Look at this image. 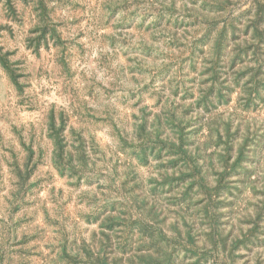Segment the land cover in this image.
Returning a JSON list of instances; mask_svg holds the SVG:
<instances>
[{
    "label": "rangeland",
    "instance_id": "1",
    "mask_svg": "<svg viewBox=\"0 0 264 264\" xmlns=\"http://www.w3.org/2000/svg\"><path fill=\"white\" fill-rule=\"evenodd\" d=\"M256 2L264 6L0 0V264H94L89 252L154 251L165 241L143 231L149 209L162 211L168 234L177 224L198 246L207 242L200 263L264 264V84L250 81L252 61L242 69L224 57L233 42L220 44L224 29L251 31ZM173 114L215 186L208 194L196 185L189 201H178L184 183L163 181L186 159L161 142L170 129L148 136L157 116ZM244 136L248 158L232 169ZM210 231L220 234L216 247Z\"/></svg>",
    "mask_w": 264,
    "mask_h": 264
},
{
    "label": "trees",
    "instance_id": "2",
    "mask_svg": "<svg viewBox=\"0 0 264 264\" xmlns=\"http://www.w3.org/2000/svg\"><path fill=\"white\" fill-rule=\"evenodd\" d=\"M256 5V6H255ZM254 8V10H253ZM246 11V10H245ZM248 16V24L246 25V28H251L250 32H247L245 29V32L242 34H235L233 36H229L226 29L221 31L220 33V44L223 41V51H225V48L233 42V47L231 46L230 51H226V54H224L225 58L228 57V61L230 63H233L235 61V58L238 59L240 62H245L244 66H241L242 69H248L247 62H253V65H256V70H254L253 74L250 76V81H253L254 77L259 75L258 77V83L264 84V50L263 52L259 53L257 41H263L264 43V6H260L258 2L254 4L253 7L247 9V15ZM232 29L235 31V27L233 26ZM232 35V34H230ZM250 51V59L246 60V57L248 56V52ZM223 53V52H222ZM220 55H221V46H220ZM224 58V59H225ZM263 67V68H262ZM182 118H177L176 116H173L171 118H161L160 116H157V126L155 129H152L150 132H148V136L151 137V134H155V138L161 137L162 132L164 131L165 127L169 128V132L164 136L165 140H161L163 143H167L169 146V150L172 151L173 155H180V157H186L194 159L192 160V164H188L187 160L185 159V163L182 167L179 168L180 172L177 174V176H168L166 175L163 178V181L165 183H172V180H179L180 182L184 183V190L179 194V202L181 199L186 201L193 199V192L196 185H198V192H201L203 189V193L210 194L214 187H212L211 180L209 181V171L207 170L209 168V163L206 165L207 169L204 168L203 164L201 162H197L196 159L197 156H195V152L190 147L191 144L186 142L184 139L183 132V124H182ZM187 125V124H185ZM231 123L228 122L226 125V131L228 132L229 127ZM246 142V136H244L241 140V142L238 144V147L236 149V155L234 157L233 163L230 165V167L233 168H244V160L248 158L247 154L250 150H243L244 145ZM60 143V142H59ZM233 143H230V146L227 148L226 151H224L221 156L224 158L225 161H227L228 158H232L233 155L231 154ZM64 149L62 148L61 144H59V153L61 156L64 154L67 155L68 152H64ZM64 152V154H63ZM176 153V154H175ZM63 154V155H62ZM243 161V162H242ZM200 163V164H199ZM243 163L244 166L241 165ZM226 167V165H225ZM183 169V170H182ZM203 170V172H202ZM196 174L198 175L197 178ZM215 181H220V173L215 172ZM185 175L189 176V180L187 181ZM224 176V174H221ZM187 182V184L185 183ZM210 183V184H209ZM196 192V193H198ZM195 193V192H194ZM145 199H147L145 197ZM147 200H144L146 202ZM203 209V208H202ZM206 214V213H204ZM141 215L144 219H151L152 223L145 222V226H142L143 231H146V233H149L150 236L156 235L154 240L158 243H160L161 240H164V246L158 247L154 251H144L143 253L140 252L139 254L130 255L127 258H124L123 255L116 256L112 255L111 257H108L105 254L95 253V252H89L90 257H94L93 261L94 264H183L182 261L177 260L179 258V251H181V248L183 249L184 256L185 254L189 253L192 254V257H189V259H194L189 264H203L200 263V260L205 259L206 254V245L207 242L203 241V243L198 246L195 244L194 238L191 235L190 229H187L183 231L177 224H174L173 227L169 226L168 230H171L169 234L167 233V227L164 225V217L162 216V211L157 209H149L147 210V214H144V212H141ZM148 225V226H147ZM213 229V228H212ZM208 237V243L212 244L214 247L217 246V244L220 242V234L219 233H213V232H207ZM221 241L225 242L224 239ZM178 243L177 244H174ZM190 243V244H188ZM181 247V248H180ZM180 248V249H179ZM201 252V253H200ZM198 253H200V256H198ZM220 262H223V264H228L227 260L224 258Z\"/></svg>",
    "mask_w": 264,
    "mask_h": 264
}]
</instances>
